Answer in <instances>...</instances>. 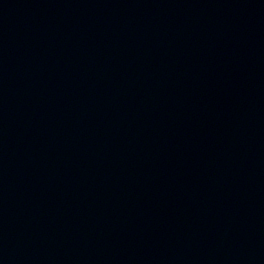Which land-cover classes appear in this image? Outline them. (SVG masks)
<instances>
[{"label": "water", "instance_id": "1", "mask_svg": "<svg viewBox=\"0 0 264 264\" xmlns=\"http://www.w3.org/2000/svg\"><path fill=\"white\" fill-rule=\"evenodd\" d=\"M0 264H264V0H0Z\"/></svg>", "mask_w": 264, "mask_h": 264}]
</instances>
